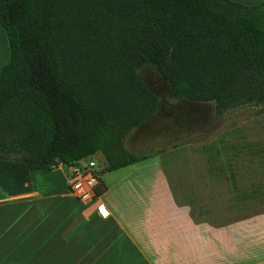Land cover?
Instances as JSON below:
<instances>
[{"label":"trees","instance_id":"trees-1","mask_svg":"<svg viewBox=\"0 0 264 264\" xmlns=\"http://www.w3.org/2000/svg\"><path fill=\"white\" fill-rule=\"evenodd\" d=\"M0 25V189L10 195L31 190L32 170L101 153V175L156 154L125 145L161 108L137 65L172 97L213 100L218 113L264 108V0H0Z\"/></svg>","mask_w":264,"mask_h":264},{"label":"crops","instance_id":"crops-1","mask_svg":"<svg viewBox=\"0 0 264 264\" xmlns=\"http://www.w3.org/2000/svg\"><path fill=\"white\" fill-rule=\"evenodd\" d=\"M216 154L199 158L190 180L179 160L165 170L156 154L102 173L101 192L86 199L70 191L63 166L32 170L30 191L0 189V264H264V210L223 211L233 185ZM206 194L212 209L200 213L193 198Z\"/></svg>","mask_w":264,"mask_h":264},{"label":"rangeland","instance_id":"rangeland-1","mask_svg":"<svg viewBox=\"0 0 264 264\" xmlns=\"http://www.w3.org/2000/svg\"><path fill=\"white\" fill-rule=\"evenodd\" d=\"M235 1L245 5L257 2ZM0 30L4 31L1 26ZM1 36L2 33L0 49L4 53ZM6 58L0 54V68ZM134 72L157 96L161 108L126 135V147L137 154L154 152L160 155L165 170L169 161L179 160L177 169L183 180H190L192 168L197 167L199 158L204 157L208 164L211 154L216 152L224 176L231 175L233 185L227 189L229 196H225L224 188L223 211L226 205L237 210L238 216L264 210V108L242 104L218 113L213 100L172 97L169 82L151 65H137ZM89 161H94L96 169L101 170L105 165L101 153L82 159L79 165ZM62 169L67 171V166L63 165ZM194 197L200 213L211 211L209 201H214L212 197L208 194ZM193 212L196 213L197 209Z\"/></svg>","mask_w":264,"mask_h":264},{"label":"built area","instance_id":"built-area-1","mask_svg":"<svg viewBox=\"0 0 264 264\" xmlns=\"http://www.w3.org/2000/svg\"><path fill=\"white\" fill-rule=\"evenodd\" d=\"M62 167L59 164L57 167ZM68 185L70 191L81 199L90 198L95 193V188L100 181V169L95 168L94 161H89L84 165H69L67 166Z\"/></svg>","mask_w":264,"mask_h":264}]
</instances>
